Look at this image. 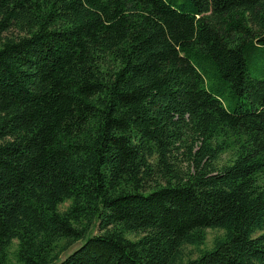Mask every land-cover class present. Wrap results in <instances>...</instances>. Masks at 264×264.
<instances>
[{
  "label": "trees",
  "instance_id": "1",
  "mask_svg": "<svg viewBox=\"0 0 264 264\" xmlns=\"http://www.w3.org/2000/svg\"><path fill=\"white\" fill-rule=\"evenodd\" d=\"M14 240L24 264H264V0H0V264Z\"/></svg>",
  "mask_w": 264,
  "mask_h": 264
},
{
  "label": "rangeland",
  "instance_id": "2",
  "mask_svg": "<svg viewBox=\"0 0 264 264\" xmlns=\"http://www.w3.org/2000/svg\"><path fill=\"white\" fill-rule=\"evenodd\" d=\"M200 143H197L194 147V152L199 148ZM232 154L230 152L223 154L222 158L219 160L218 164L228 163L231 159ZM178 166L183 171H193L195 169V162L190 158L188 151L186 148H182L180 152L177 154ZM66 205H62V209H65ZM224 234L223 230L220 229H207V236L205 243L200 247H196L193 245H187L183 249L184 260H188L190 258H195L200 255L202 250L211 249L214 246V240L217 236H222ZM81 245V242L74 243L67 251H65L61 257L65 258L69 253L73 252ZM17 249H18V241L14 240L11 246L9 247V258L8 264H24L17 257Z\"/></svg>",
  "mask_w": 264,
  "mask_h": 264
}]
</instances>
